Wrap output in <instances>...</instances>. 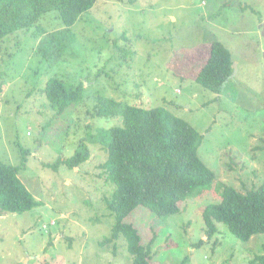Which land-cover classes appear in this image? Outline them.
Returning a JSON list of instances; mask_svg holds the SVG:
<instances>
[{"label":"rangeland","instance_id":"1","mask_svg":"<svg viewBox=\"0 0 264 264\" xmlns=\"http://www.w3.org/2000/svg\"><path fill=\"white\" fill-rule=\"evenodd\" d=\"M55 15L42 18L46 30L59 26ZM71 34L52 66L37 53L34 29L0 43V161L19 165L29 152L19 178L40 202L0 216V264H132L124 238L104 242L115 224L107 208L115 186L98 169L105 143L91 144L89 134L122 125L95 116L105 98L187 122L203 136L198 157L216 177L177 214L160 218L138 206L126 217L143 245L154 238L151 264H251L264 255L263 234L242 242L216 222L209 237L202 217L223 185L246 194L264 183V0H97ZM213 42L232 60L221 94L195 81ZM52 78L82 85V101L54 110L44 94ZM80 145L90 157L69 168L64 161Z\"/></svg>","mask_w":264,"mask_h":264},{"label":"trees","instance_id":"2","mask_svg":"<svg viewBox=\"0 0 264 264\" xmlns=\"http://www.w3.org/2000/svg\"><path fill=\"white\" fill-rule=\"evenodd\" d=\"M97 0H0V43L19 31L34 29L41 34L37 53L45 61L54 63L62 59L72 40L71 28L80 16L90 10ZM56 13L59 26L46 30L41 20L48 13ZM57 47V48H56ZM230 52L220 43L213 42L209 55L195 81L214 94H221L232 74ZM82 85L71 88L64 81L48 80L44 94L50 106L62 113L82 101ZM99 118L120 117L122 125L98 129L89 134L91 144L105 143L107 160L98 166L106 182L115 186L107 208L115 218L111 237L104 242L127 243L133 257L132 264H151V247L143 245L136 227L125 219L138 206L157 217L180 212V203L198 187L210 185L215 174L200 160L198 149L203 136L184 120L164 108L144 109L113 99H101L95 107ZM25 150L19 165L0 161V216L23 214L40 205L19 178L26 164ZM90 157L87 146L80 145L76 154L64 161L69 168L86 162ZM62 161H56V165ZM220 201L207 205L202 217L209 237L216 231V222L224 224L229 232L242 242L264 235V183L246 194L223 185ZM200 241L196 246H200ZM264 264V255L254 262Z\"/></svg>","mask_w":264,"mask_h":264}]
</instances>
